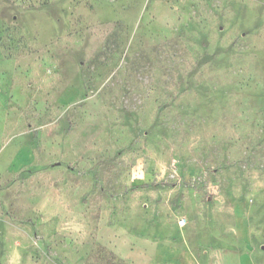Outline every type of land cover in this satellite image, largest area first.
Masks as SVG:
<instances>
[{"label": "rangeland", "instance_id": "1", "mask_svg": "<svg viewBox=\"0 0 264 264\" xmlns=\"http://www.w3.org/2000/svg\"><path fill=\"white\" fill-rule=\"evenodd\" d=\"M232 252L264 264V0H0V264Z\"/></svg>", "mask_w": 264, "mask_h": 264}, {"label": "crops", "instance_id": "2", "mask_svg": "<svg viewBox=\"0 0 264 264\" xmlns=\"http://www.w3.org/2000/svg\"><path fill=\"white\" fill-rule=\"evenodd\" d=\"M246 258V253L244 254V258L243 256H240V254H235V253H231V254H227L225 256H223L221 259L222 261H218L217 264H244V260ZM250 258V257H249ZM212 264H216V262H212ZM246 264H255V262L249 260V262L247 263V258H246Z\"/></svg>", "mask_w": 264, "mask_h": 264}]
</instances>
